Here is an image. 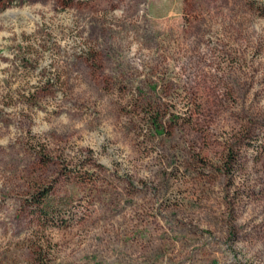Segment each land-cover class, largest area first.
<instances>
[{"label":"rangeland","instance_id":"rangeland-1","mask_svg":"<svg viewBox=\"0 0 264 264\" xmlns=\"http://www.w3.org/2000/svg\"><path fill=\"white\" fill-rule=\"evenodd\" d=\"M259 0H0V264H264Z\"/></svg>","mask_w":264,"mask_h":264},{"label":"trees","instance_id":"trees-1","mask_svg":"<svg viewBox=\"0 0 264 264\" xmlns=\"http://www.w3.org/2000/svg\"><path fill=\"white\" fill-rule=\"evenodd\" d=\"M256 10L260 15L264 16V0H259L256 3Z\"/></svg>","mask_w":264,"mask_h":264}]
</instances>
